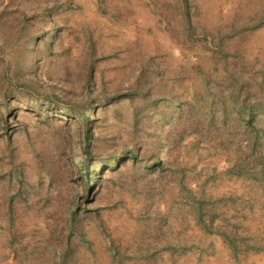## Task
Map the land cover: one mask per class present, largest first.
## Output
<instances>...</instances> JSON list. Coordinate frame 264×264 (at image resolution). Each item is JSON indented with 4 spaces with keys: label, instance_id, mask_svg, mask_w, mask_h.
<instances>
[{
    "label": "rangeland",
    "instance_id": "rangeland-1",
    "mask_svg": "<svg viewBox=\"0 0 264 264\" xmlns=\"http://www.w3.org/2000/svg\"><path fill=\"white\" fill-rule=\"evenodd\" d=\"M0 264H264V0H0Z\"/></svg>",
    "mask_w": 264,
    "mask_h": 264
},
{
    "label": "trees",
    "instance_id": "trees-1",
    "mask_svg": "<svg viewBox=\"0 0 264 264\" xmlns=\"http://www.w3.org/2000/svg\"><path fill=\"white\" fill-rule=\"evenodd\" d=\"M241 114H243V111H240ZM258 137H252V139H250L249 141V147H255L256 146V142H257Z\"/></svg>",
    "mask_w": 264,
    "mask_h": 264
}]
</instances>
